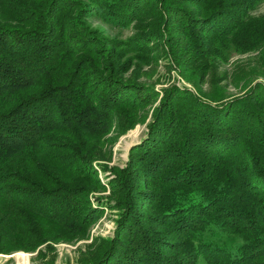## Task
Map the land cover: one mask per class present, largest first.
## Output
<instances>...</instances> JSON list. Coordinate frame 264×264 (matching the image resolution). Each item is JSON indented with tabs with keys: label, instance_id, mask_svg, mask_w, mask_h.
Wrapping results in <instances>:
<instances>
[{
	"label": "trees",
	"instance_id": "1",
	"mask_svg": "<svg viewBox=\"0 0 264 264\" xmlns=\"http://www.w3.org/2000/svg\"><path fill=\"white\" fill-rule=\"evenodd\" d=\"M260 1L0 0V244L34 251L46 240L41 225L55 230L54 239L82 236L102 213L88 197L105 190L93 167L106 156L99 138L121 120L119 109L157 96L151 86L110 74L115 54L90 28L91 17L111 28H142L123 50L156 61L147 52L157 44L169 69L184 62L179 45L186 47L203 77L231 50L254 53L225 77L238 88L264 80V14H248ZM216 95L165 91L131 150L130 169L110 170L117 234L79 264L264 259V84L235 98L222 89ZM147 218L150 227L141 224ZM213 229L239 245L208 243L203 237Z\"/></svg>",
	"mask_w": 264,
	"mask_h": 264
},
{
	"label": "rangeland",
	"instance_id": "2",
	"mask_svg": "<svg viewBox=\"0 0 264 264\" xmlns=\"http://www.w3.org/2000/svg\"><path fill=\"white\" fill-rule=\"evenodd\" d=\"M248 14L252 17L264 14V0H261ZM147 21L143 20V22ZM88 24L93 31L99 32L100 35H98L103 42V46H107L115 54V57L110 59L112 61L110 74L116 76L120 81L130 82L133 85L151 86L156 91L157 96L154 98L146 97L145 101L147 103L144 107L132 110L125 107L119 109L118 115L121 120L117 118L114 126L111 127L108 133L99 138L98 143L102 146L101 153H104L106 156L102 157V154H99L98 157L93 159L95 161L93 167L105 190L90 192L88 197L91 206L94 209L98 207L102 210V213L92 223L84 227V234L82 236L80 235L81 233L76 236L72 235L74 238L64 237L67 240L54 239L55 230H51L48 225L43 227L41 225L40 230L45 233L44 237L46 240L36 247L37 249L34 251L10 249L12 245L14 246V242L10 246L0 244V264H79L84 258L97 253L101 246L103 247L111 239L115 238L120 211L116 209L117 207L113 201L109 202L110 195H112V191L114 190L110 189L108 183L109 180L115 177L111 174L110 170H123L127 167L130 169L128 159L131 150L146 137L147 128L154 121L155 112L164 103L165 91L167 92L175 86L185 88L197 96H211V94L217 96L216 91L222 89L225 97L235 98L242 96L257 82L264 84V80L262 79H251L246 84L240 83L238 88H234L230 83L231 80L225 78L226 75L234 74L238 67L237 64L254 57V53L240 54L231 50L228 53L229 58L227 62L220 64H213L211 62L210 69L212 68V73H207L206 77H203L205 69L201 67L198 69L196 68L197 64L190 62L192 54L182 45H179V47L182 51L181 61L184 62L179 65L177 70L174 69L175 67L169 69V63L165 59H162L157 44L149 43L150 49L147 52V55L156 56V61H147L139 57V51L123 50L126 47L123 45V42L133 37L142 28L135 30L133 25L128 29L111 28L106 24L104 25L96 17H91ZM106 70H108V67L106 69L102 68L103 73ZM122 116L128 117L130 121L123 119ZM99 165L105 166L108 171H103ZM96 198H100L101 201L97 202ZM106 202H109L112 206L109 207ZM134 217L139 219L136 215ZM151 222L150 218H147L146 225L140 221L142 226L146 227L152 226ZM203 238L208 243H215L221 247L226 246L231 249L240 243L238 238L226 233L224 234L217 229L211 230ZM168 254L166 253V255ZM258 262V264H264V259ZM197 264L206 263L203 259H199Z\"/></svg>",
	"mask_w": 264,
	"mask_h": 264
},
{
	"label": "bare ground",
	"instance_id": "3",
	"mask_svg": "<svg viewBox=\"0 0 264 264\" xmlns=\"http://www.w3.org/2000/svg\"><path fill=\"white\" fill-rule=\"evenodd\" d=\"M19 257V256H18Z\"/></svg>",
	"mask_w": 264,
	"mask_h": 264
}]
</instances>
